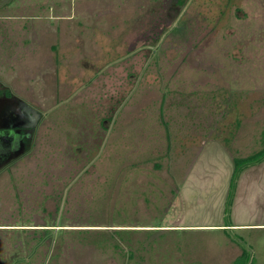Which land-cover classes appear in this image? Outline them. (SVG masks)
I'll list each match as a JSON object with an SVG mask.
<instances>
[{"label":"rangeland","instance_id":"1","mask_svg":"<svg viewBox=\"0 0 264 264\" xmlns=\"http://www.w3.org/2000/svg\"><path fill=\"white\" fill-rule=\"evenodd\" d=\"M18 1L0 84L43 116L0 173V264H264V156L228 197L264 152V0H188L160 42L168 0Z\"/></svg>","mask_w":264,"mask_h":264},{"label":"flooded vegetation","instance_id":"2","mask_svg":"<svg viewBox=\"0 0 264 264\" xmlns=\"http://www.w3.org/2000/svg\"><path fill=\"white\" fill-rule=\"evenodd\" d=\"M188 2L190 3V1ZM186 4L187 2L175 18V11L179 7L178 3L175 4L173 0H168L165 14L166 16L169 14L173 19L172 24L168 27H161L163 25L162 23L154 26V28L149 31L153 39L158 37L157 33L162 29L163 33L158 42L161 41L165 34L175 30V27L178 26V22L185 11ZM10 90L11 89L6 85L0 84V173L7 168L12 161L22 157L30 151L35 130L43 116L39 111L37 112L29 105L26 104V106L21 101L18 102L13 98ZM1 100L4 102L6 101V104L2 105ZM37 115L39 116L38 120H36ZM15 135H17V143H14L15 140L13 138Z\"/></svg>","mask_w":264,"mask_h":264},{"label":"trees","instance_id":"3","mask_svg":"<svg viewBox=\"0 0 264 264\" xmlns=\"http://www.w3.org/2000/svg\"><path fill=\"white\" fill-rule=\"evenodd\" d=\"M173 2L178 3V8L177 10L175 11V18L177 17V15L179 14V12L181 11V9L183 8V6L185 5V3L187 2V0H173ZM165 29V28H164ZM163 33V29L158 31L157 33V38L159 40L160 36L162 35ZM264 156V152H259L251 157H247L245 159H236V165H235V168H234V172L232 174V177H231V186H230V190L228 192V197L230 198L234 192V179H235V175L238 171L239 168H242L243 166L249 164V163H252L254 161H259L262 157ZM62 218V217H61ZM55 219V222L54 224H46L47 226H53V225H65V224H59L61 223V219ZM234 224H224V226H232ZM225 229V228H224ZM44 232L43 233H48L50 232L52 229L51 228H43ZM233 264H256V260L253 258V256L249 253L248 249L244 248L242 253L237 257V259L234 261Z\"/></svg>","mask_w":264,"mask_h":264},{"label":"crops","instance_id":"4","mask_svg":"<svg viewBox=\"0 0 264 264\" xmlns=\"http://www.w3.org/2000/svg\"><path fill=\"white\" fill-rule=\"evenodd\" d=\"M14 1H16V0H0V20L7 21L8 18L12 17V14L14 13V11H13ZM18 3L21 4V5H19L21 7L25 6L26 8L29 7L30 9L33 7L32 5H29L28 0H19ZM38 4L41 5L42 0L39 1ZM66 15L71 16V13L66 12ZM0 25H1V27L3 26V28H0V32L12 31L10 27H14V26H9L8 24H0ZM21 28H23V27H21ZM4 39H8L7 36H5ZM260 224L264 225L263 222H259V224H257V225H260ZM220 225H222V224H220ZM244 225H245L244 223L243 224L234 223V225H232V226H244ZM175 226L177 227V226H183V225H181V224L173 225V227H175ZM214 226L217 227L216 225H214ZM222 226H224V225H222ZM229 229H230V227H229Z\"/></svg>","mask_w":264,"mask_h":264}]
</instances>
